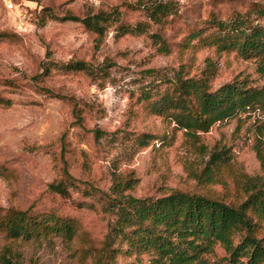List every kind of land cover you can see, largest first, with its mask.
<instances>
[{"label":"rangeland","instance_id":"374dc122","mask_svg":"<svg viewBox=\"0 0 264 264\" xmlns=\"http://www.w3.org/2000/svg\"><path fill=\"white\" fill-rule=\"evenodd\" d=\"M253 2L264 0H0V98L10 99L0 104V213L53 212L78 225L72 240L12 239L0 230V264L3 254L12 264H81V250L100 246L114 226L121 195L159 198L180 190L229 203L246 198L244 175L263 173L264 106L191 136L151 104L180 70L211 75L212 90L235 80L264 88L260 60L203 41L186 44L212 13L228 19ZM159 3L171 9L162 23L151 18ZM100 12L113 13L100 36L67 18ZM154 33L166 38L169 52ZM76 61L89 70L69 68ZM217 150L226 152L215 180H200ZM61 181L64 192L50 186ZM216 255L211 259L226 252L217 246ZM155 257L149 250L117 260L151 264Z\"/></svg>","mask_w":264,"mask_h":264},{"label":"trees","instance_id":"16d2710c","mask_svg":"<svg viewBox=\"0 0 264 264\" xmlns=\"http://www.w3.org/2000/svg\"><path fill=\"white\" fill-rule=\"evenodd\" d=\"M170 10L169 4L159 3L151 11V18L162 23ZM112 14L100 12L83 18L67 15V18L81 22L100 36ZM121 28L129 30L123 25ZM153 37L160 42L162 52H169L163 35L154 33ZM186 39L187 45L195 40L203 41L219 51H235L243 58H256L264 65V3L253 2L246 11H234L228 19L212 13L206 26L191 31ZM69 68L88 71L89 64L76 61ZM210 78L208 74L187 77L180 70L171 89L151 104L152 111L168 115L189 135L196 136L218 122L264 106V88L235 80L212 90ZM2 103H10V99L0 98ZM76 106L77 103L75 111ZM77 120L81 122V117ZM222 152L226 151L212 153L198 175L200 180H215V171L223 161ZM258 156L263 173L244 175L241 188L246 198L240 203L180 190L159 198L121 195L114 226L100 246L89 243L81 250L80 263L120 264L117 260L120 254L154 250L156 257L151 264H264V235H260L264 222V153L259 150ZM64 165L65 173L71 177L66 161ZM121 185L118 181L117 186ZM50 186L58 192L66 189L62 181ZM0 230L12 239L60 235L72 240L78 225L74 219L53 212L34 214L30 209L10 208L0 213ZM217 246L226 255L212 260V255L217 256ZM1 260L2 264H12L6 254Z\"/></svg>","mask_w":264,"mask_h":264}]
</instances>
